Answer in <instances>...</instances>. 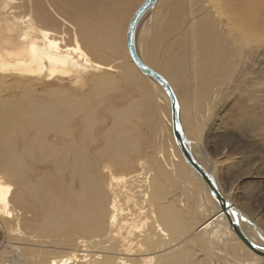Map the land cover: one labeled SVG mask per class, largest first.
Returning <instances> with one entry per match:
<instances>
[{"label": "bare ground", "instance_id": "6f19581e", "mask_svg": "<svg viewBox=\"0 0 264 264\" xmlns=\"http://www.w3.org/2000/svg\"><path fill=\"white\" fill-rule=\"evenodd\" d=\"M49 1L0 0V84L8 83L21 89V93L5 102V115L14 126L6 134V131L0 134V150L4 149L1 158L10 157L21 185L17 189L8 173L0 175V225L8 236L19 238L20 223L26 221L28 212H33V219L27 221L46 237H59L62 245L60 252L38 250L42 253L40 257L16 247L20 253L15 264H205L204 260L196 263L189 259V254L180 248V239L186 234L191 237L189 243H197L203 251L209 249L205 237L209 236L208 242L214 246L223 234L238 242L239 247H246L248 253L253 252L264 260L231 229L210 186L185 159L174 130L168 135L164 151L158 155L160 169L151 168L154 159H150L149 165L146 160L134 161L130 157L129 151L139 152L140 142L133 135L131 118L136 116L141 101L131 99L124 106L108 107L113 110L115 122L110 133L120 131L126 135L107 147L114 153L107 156L108 164L121 167L117 173L109 167L97 173L99 170L85 157L74 156L71 162L73 177L62 204L53 201V198L58 200L57 195L43 188L41 182L27 178V164L34 151L44 159L64 153V162L69 156L67 150L72 151L71 145L60 148L49 143L47 134L65 135L73 143L72 120L80 116L86 127L85 133L93 137L98 110L107 102L108 93L119 87L118 81L137 89L142 87L141 79L147 80L157 117L166 121L163 122L166 129H173L170 96L130 56L127 31V53L122 55L117 48L119 34L116 30L110 33L101 23L89 24L85 31L80 28L72 31L69 26L63 28L65 23L56 12L53 13ZM204 1L206 16L193 24L189 34L187 32L188 37L181 38V44H191L189 59L178 50V56H172L173 52L168 48L159 52L162 35H158L161 28L153 13L156 4L137 21L134 46L138 57L171 85L187 149L210 174L223 197L241 212L245 220L239 218V223L244 234L264 247L259 236L264 237L263 225L249 219L245 209L238 207L222 190L215 172L217 162H211L205 152L202 127L188 126L186 109L189 103L184 88L189 74L191 78L197 76L198 72L194 71L197 66L203 77L227 71L232 57L245 50L239 39L246 43L264 41V0ZM54 21L60 24V29H56ZM141 36L144 37L141 39ZM196 86L197 89L190 87L193 92L200 89ZM39 90L42 93L36 94ZM163 102L165 104H161ZM30 128L42 134V139L35 141V134L23 143L17 139H23ZM31 144L38 147L33 149ZM85 147L86 140L83 139L82 149ZM7 150H10L8 154L5 153ZM198 194L201 196L199 201L203 200L214 211L205 215L202 205L197 206L200 222L195 218L187 221L182 211L193 215L197 210ZM38 211L42 213L41 220L34 215ZM8 247L9 244L2 245V249ZM5 254L6 250L0 251V264L7 262Z\"/></svg>", "mask_w": 264, "mask_h": 264}, {"label": "rangeland", "instance_id": "374dc122", "mask_svg": "<svg viewBox=\"0 0 264 264\" xmlns=\"http://www.w3.org/2000/svg\"><path fill=\"white\" fill-rule=\"evenodd\" d=\"M143 1L51 0L49 4L54 8L53 13L56 12L65 23L63 28L69 26L68 28L72 31H75L76 28L85 31V26L101 23L103 28H109L110 33L116 30L119 34L117 48L124 55L127 53L125 45L127 25ZM205 5L204 0L158 1L153 13L161 28L158 34L162 35L159 52L162 53L168 48L173 52L172 56H178V50L180 54L184 52L186 58L191 57V44L187 46L184 45L185 43L181 44V38L186 35L188 37L193 24L206 16L203 8ZM54 22L57 23L56 29H60V24L57 21ZM239 44L245 47V50L232 57L227 71L203 77L200 74L199 66H197L194 69L198 72L197 76L191 78L192 75L189 74V79L184 85L189 103L186 109L187 124L189 127L190 124L202 127V142L205 152H208L206 155L210 157L211 162H217L215 172L222 190L231 199L233 198L232 200L238 204V207L245 209L249 219L257 221L264 227V41L246 43L243 39H239ZM230 50H232V45ZM156 68L163 71L159 67ZM140 83L142 87L136 89L125 82L118 81L119 87L108 93L107 102L98 110V117L93 126L95 130L93 137L90 138L87 132L85 133L86 127L80 116L72 120L73 143L65 135L55 132L47 134L46 138L49 143L60 148L71 145L72 151L67 150L69 156L65 162L63 160L64 153L50 155L44 159L38 151H34L27 164V178L32 182H41L43 188H48L52 194L57 195L58 200L53 198V201L62 204L67 185L73 177L71 162H73L74 156L76 158L85 157L90 165L99 170L97 173H100L104 167H109L114 172L120 170V166L113 163L108 164L107 156L109 158L114 153L110 149L107 150V147L113 146L115 141L125 138L126 135L120 131L110 133L115 122L113 121V110L108 107L110 105L124 106L131 99L141 101V107L136 116L131 118L134 127L133 135L138 138L140 143L139 152L131 153L129 151V155L134 161L146 160L149 165H151L150 159H154L155 164L150 167L160 169L161 162L158 157L164 151L168 135H172L173 129L172 131L166 129L163 124L166 121L157 117L155 103L151 98L153 93L148 81L141 79ZM196 85L200 86V89L193 92L190 87L197 89ZM40 91L36 94H41ZM180 91L182 92L183 89ZM18 93H21L19 87L10 86L8 83L0 84V134L5 131L6 134L14 126L13 124L11 126V119L5 115V102L12 100ZM42 99L45 97L42 96ZM169 107L170 103L167 111H169ZM165 114L167 116L168 112ZM195 115L201 116V118H196ZM12 133L14 134L13 130ZM31 134L36 135L35 141L37 142L42 139V134L36 133L31 128L23 139L18 137L17 139L23 143L24 139H28ZM129 138H131L130 135ZM83 139L86 140L85 149H82ZM37 147L38 145L31 144V148L36 149ZM3 150H0V175L6 176L8 173L15 188L18 189L21 183L17 181L18 176L16 178L10 157L6 155L3 159L1 158ZM10 150L5 153L8 154ZM1 159L4 160V164L1 163ZM11 166L12 169H8ZM172 191L176 192L174 188ZM199 191H201L200 187H198ZM199 198L201 196L198 194L196 208L202 205L201 209L204 210L205 215L213 213V208L205 205L203 200L200 202ZM57 206L60 210V206ZM178 207L180 208V206ZM32 213L28 212L25 217L26 221L20 223L22 231L19 238L8 236L0 225V251L6 250L4 257H8L5 258L7 261L5 264L17 262L20 251L16 247L26 249L29 251V255L33 254L34 257L41 256L42 253L40 254L38 250L40 252L43 249L54 252L62 250V245L57 239L59 237H46L43 233L36 231L33 224L27 221L33 219ZM34 215L38 220H41L42 213L40 211ZM182 215L186 216L187 221L195 218L197 222H200L201 219L198 208L192 216L188 215L185 210L182 211ZM187 235L180 239V248L189 254V259L196 263L199 260H204L205 264H239V262L264 264V260L256 257L255 253L253 254L252 251V253H248L246 247H239L238 242L223 234L216 239L214 246V243L208 242L209 236L205 237V242L209 244V249L206 251H203V248L197 243H189L191 237H187ZM7 243L10 248L2 249V245H8Z\"/></svg>", "mask_w": 264, "mask_h": 264}, {"label": "water", "instance_id": "95a60500", "mask_svg": "<svg viewBox=\"0 0 264 264\" xmlns=\"http://www.w3.org/2000/svg\"><path fill=\"white\" fill-rule=\"evenodd\" d=\"M157 0H144L140 6L136 9L134 12L132 19L129 23V26L127 28V34H126V42H127V48L129 51L130 56L135 61V63L140 67V69L150 75L151 77L155 78L166 90L168 95L170 96L171 103H172V118H173V130L175 134L176 141L178 145L180 146L182 153L185 157V159L197 170L201 173L202 177L205 179L207 184L210 186L211 191L213 192L214 196L218 200L219 204L221 205V208L224 210L225 215L227 216L229 220V224L231 226V229L237 234V236L253 251H255L257 254L264 257V247L260 246L259 244L254 243L251 241L243 232L242 227L239 223V218H242L245 220V218L241 215V212L232 207L231 201L227 200L223 197L221 192L218 190L217 186L215 185V182L213 181L210 174L203 168V166L193 157V155L189 152L187 149L185 143H184V137L183 132L181 130V127L179 125V116H178V105H177V99L175 97V93L167 81L165 77H163L160 73L152 69L151 67L147 66L137 55L135 46H134V35H135V29L137 21L140 19L141 15L153 4H155ZM262 240L264 241V237L262 235H259Z\"/></svg>", "mask_w": 264, "mask_h": 264}]
</instances>
